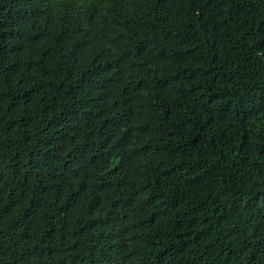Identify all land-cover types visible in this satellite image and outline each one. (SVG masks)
<instances>
[{
  "label": "trees",
  "instance_id": "1",
  "mask_svg": "<svg viewBox=\"0 0 264 264\" xmlns=\"http://www.w3.org/2000/svg\"><path fill=\"white\" fill-rule=\"evenodd\" d=\"M0 264H264V0H0Z\"/></svg>",
  "mask_w": 264,
  "mask_h": 264
}]
</instances>
